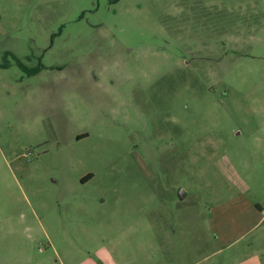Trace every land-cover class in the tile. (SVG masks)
Segmentation results:
<instances>
[{
    "label": "rangeland",
    "instance_id": "374dc122",
    "mask_svg": "<svg viewBox=\"0 0 264 264\" xmlns=\"http://www.w3.org/2000/svg\"><path fill=\"white\" fill-rule=\"evenodd\" d=\"M0 264H264V0H0Z\"/></svg>",
    "mask_w": 264,
    "mask_h": 264
}]
</instances>
